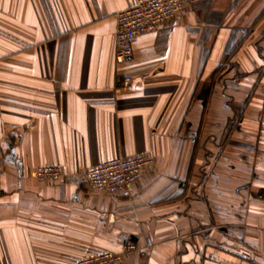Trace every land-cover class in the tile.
<instances>
[{
	"label": "crops",
	"instance_id": "0c3cea01",
	"mask_svg": "<svg viewBox=\"0 0 264 264\" xmlns=\"http://www.w3.org/2000/svg\"><path fill=\"white\" fill-rule=\"evenodd\" d=\"M134 1L0 0V264L129 242L125 264H264V0L186 4L118 64ZM140 154L154 168L131 194L87 186ZM42 165L62 179H34Z\"/></svg>",
	"mask_w": 264,
	"mask_h": 264
},
{
	"label": "built area",
	"instance_id": "2783aa9c",
	"mask_svg": "<svg viewBox=\"0 0 264 264\" xmlns=\"http://www.w3.org/2000/svg\"><path fill=\"white\" fill-rule=\"evenodd\" d=\"M204 0H135L131 5L118 11L115 30V61L124 63L132 59L133 41L142 34L157 30L170 18L176 16L186 4ZM133 79L124 76L120 81L123 88H129ZM154 168V158L149 155L115 157L97 162L85 174L89 189L108 194H131L134 186L143 175ZM7 169L0 157V177ZM63 173L58 165L37 166L33 171L34 179L53 183L62 179ZM134 242L124 245L121 252H101L79 260L76 264H125L124 256L136 251Z\"/></svg>",
	"mask_w": 264,
	"mask_h": 264
}]
</instances>
